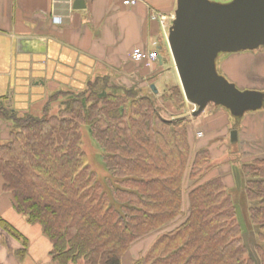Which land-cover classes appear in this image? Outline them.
Here are the masks:
<instances>
[{
    "label": "trees",
    "instance_id": "trees-1",
    "mask_svg": "<svg viewBox=\"0 0 264 264\" xmlns=\"http://www.w3.org/2000/svg\"><path fill=\"white\" fill-rule=\"evenodd\" d=\"M107 80L56 92L66 97L54 113L48 109L55 93L39 115H17L0 105V121L10 124L0 139L2 190L27 223L39 226L51 260L123 264L134 242L157 232L131 264H254L240 240L225 174L205 178L213 157L206 147L194 149L188 122L164 118L139 89L109 90ZM171 93L163 98L180 108V86ZM82 126L101 150L102 178L81 150ZM241 169L250 221L259 229L255 250L264 264V158ZM0 227L21 242L16 252L22 257L27 238L1 216Z\"/></svg>",
    "mask_w": 264,
    "mask_h": 264
},
{
    "label": "crops",
    "instance_id": "crops-1",
    "mask_svg": "<svg viewBox=\"0 0 264 264\" xmlns=\"http://www.w3.org/2000/svg\"><path fill=\"white\" fill-rule=\"evenodd\" d=\"M77 1L0 0V105L40 113L53 93L80 91L104 76L120 78L139 90H144L148 79L157 84L163 73L178 84L175 68L173 72L163 65L168 59L173 62L167 34L176 0H137L133 5L123 0H79L75 7ZM136 48L155 49L161 57L143 64L132 58ZM249 79L264 81V74L252 73ZM209 105L191 124L194 135H203L205 127H223L219 117L225 116L224 111ZM231 129L236 128L227 131ZM236 132L242 156L264 158V110L246 115ZM0 216L28 243L19 257L21 242L0 227V264H56L39 226L15 211L1 178Z\"/></svg>",
    "mask_w": 264,
    "mask_h": 264
},
{
    "label": "water",
    "instance_id": "water-1",
    "mask_svg": "<svg viewBox=\"0 0 264 264\" xmlns=\"http://www.w3.org/2000/svg\"><path fill=\"white\" fill-rule=\"evenodd\" d=\"M167 42L184 98L194 106L193 116L209 104L224 106L234 115L263 106L261 92L240 90L219 75L215 59L219 52L264 45V0H176ZM236 135V130L230 132L232 141Z\"/></svg>",
    "mask_w": 264,
    "mask_h": 264
},
{
    "label": "rangeland",
    "instance_id": "rangeland-1",
    "mask_svg": "<svg viewBox=\"0 0 264 264\" xmlns=\"http://www.w3.org/2000/svg\"><path fill=\"white\" fill-rule=\"evenodd\" d=\"M210 1L216 3H227L231 0ZM164 62V69L171 67V70L173 71V62L171 63L170 59ZM215 70L219 75L225 77L228 81L235 84V86L240 90H257L261 92V94L264 96V81L261 79H258L256 81L249 79V76H251L252 73L264 74V45L255 49L240 50L237 52H219L215 59ZM167 75H169V73H167ZM229 78H234L235 80H230ZM175 82H177V80L174 77L167 78L166 73H163V75H161V78L158 80L157 84H155L153 80L150 81L148 79V81H146V86L144 87V90H139V93L143 95H150L155 100V103H157L161 115L164 118H184L186 122H188V134L190 135V140H194V149L202 147L208 148L213 159L211 161L212 167L206 173L205 178L208 179L217 174H220L221 172L225 174V181L229 186L228 192L233 200L235 207V221L237 222L240 230V240L247 249V256L253 260L254 264H259L257 252L255 250L259 229L257 226L252 225L250 221L249 202L246 199L244 188L245 177L241 169L243 163L252 162V160H254L255 158L248 159L241 155L239 151L240 141H232L230 138V132L232 130L240 128L242 120L246 118V115L254 114L264 110V104L261 108L257 110H245L242 114L239 115L232 114L224 106H215V108H220L224 111L225 116L219 117L223 122V127H217V129L215 130H209L207 127H205L203 132V135H205L204 137H202L203 135L201 134V132L198 133V135L193 134L191 124H195V122L203 116V112H205L204 110L207 106L202 110V112H200V114L196 116L192 115V110L194 109V106L185 100L184 102H182L183 104L180 108H175L173 106V101H170V99H164V95H162L163 92H166L167 95L172 94V87H174L175 85L180 86L179 82L178 84H175ZM171 83H173V85H171ZM106 85L108 86L109 90L112 89V87H129L128 85L123 83L120 78H118V80L116 81H113L109 77L106 82ZM151 85L155 86L157 90L156 92H154ZM131 88L136 91L139 87H134L132 85ZM55 94L52 95L53 97L50 99L49 103L51 109H48V111L51 113L57 111L58 103L64 100L66 97L61 94ZM4 107L11 111V113L15 112L17 115H23L26 113L11 110L6 106ZM209 107L210 109L212 108L211 105H209ZM40 113L32 112L31 114L39 115ZM223 117L226 119V121L223 120ZM221 121L220 123L222 125ZM230 128L236 129H231L230 131H227ZM9 129V122L7 123L6 121H0V139H4L7 137ZM80 130L81 150L84 152L92 170L97 173L99 178H102L101 176H103L107 171L105 170L101 160V150L99 149L96 141L90 135L87 126H82ZM222 133L224 135H221ZM209 136L213 137L209 138ZM178 222H180V219L176 221V223ZM174 225L175 222L174 224H171L169 226V229L173 228ZM157 234V232H154L148 237L134 242L128 249V251L123 255V264H131L135 259L141 257L150 247ZM79 264H82V262Z\"/></svg>",
    "mask_w": 264,
    "mask_h": 264
},
{
    "label": "built area",
    "instance_id": "built-area-1",
    "mask_svg": "<svg viewBox=\"0 0 264 264\" xmlns=\"http://www.w3.org/2000/svg\"><path fill=\"white\" fill-rule=\"evenodd\" d=\"M137 0H123V3L126 5H133ZM158 52L153 49L151 51H142L141 49L136 48L132 52V58L137 61L144 62L145 64H151L157 60Z\"/></svg>",
    "mask_w": 264,
    "mask_h": 264
}]
</instances>
